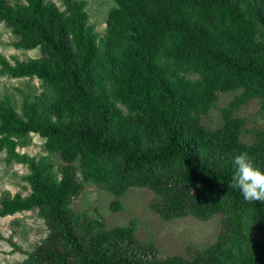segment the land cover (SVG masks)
<instances>
[{
	"label": "trees",
	"instance_id": "obj_1",
	"mask_svg": "<svg viewBox=\"0 0 264 264\" xmlns=\"http://www.w3.org/2000/svg\"><path fill=\"white\" fill-rule=\"evenodd\" d=\"M61 1L62 9L0 0L14 48L41 52L12 61L0 54V75L45 88L33 100L24 95L21 113L0 99V153L27 166L30 190L1 197L0 218L37 210L47 229L22 264H264V201L230 187L234 155L248 152L264 169V129L244 143V120L233 116L254 99L264 114V0H115L103 36L88 23L85 0ZM238 90L223 125L204 128L198 117L218 94ZM30 134L63 161L60 176L48 157L17 150ZM77 174L115 197L114 212L129 191L148 189L163 220L220 215L221 232L189 258L159 257L134 223L107 229L72 209L83 189Z\"/></svg>",
	"mask_w": 264,
	"mask_h": 264
},
{
	"label": "rangeland",
	"instance_id": "obj_2",
	"mask_svg": "<svg viewBox=\"0 0 264 264\" xmlns=\"http://www.w3.org/2000/svg\"><path fill=\"white\" fill-rule=\"evenodd\" d=\"M11 3L25 0H8ZM63 8L61 0H47ZM85 8L89 20L88 23L95 31L103 36L106 32V22L110 10L116 7L115 0H85ZM17 38L12 35L10 29L0 25V54L12 61V57L19 60L38 58L41 56L39 49L19 50L13 44ZM191 80L197 76L187 75ZM45 88L36 78L15 79L8 75H0V99L9 97L15 110L21 113L24 95L34 97L42 95ZM241 91L219 93L216 107L207 114H201L198 119L206 129H216L223 125L224 110L238 101ZM127 114V109L120 106ZM258 99L242 105L234 110L233 116L244 120V130L241 140L251 144L256 130L264 129V114L260 110ZM45 140L38 135L30 134L21 139L17 150L29 156L48 157L54 165V172L60 176V168L63 161L56 155H48ZM77 166V165H76ZM29 170L26 165L14 161L6 162V152L0 153V198L30 194L26 176ZM79 182L82 177L77 174ZM154 199L153 193L148 189H132L120 199L122 209L114 212L111 203L115 197L103 188L89 183H83V189L72 202V209L89 220L102 221L107 229L113 227H128L132 223L136 226V236L144 243L153 244L159 257L180 255L186 258L191 256L193 250H201L216 242L221 232V216H215L209 221L202 222L193 217H186L165 221L151 208ZM47 236V229L43 219L37 210L23 212L14 216L0 218V264H22L25 259L23 251L31 252Z\"/></svg>",
	"mask_w": 264,
	"mask_h": 264
},
{
	"label": "clouds",
	"instance_id": "obj_3",
	"mask_svg": "<svg viewBox=\"0 0 264 264\" xmlns=\"http://www.w3.org/2000/svg\"><path fill=\"white\" fill-rule=\"evenodd\" d=\"M235 174L230 187L239 190L247 201H264V169L248 152L234 155Z\"/></svg>",
	"mask_w": 264,
	"mask_h": 264
}]
</instances>
